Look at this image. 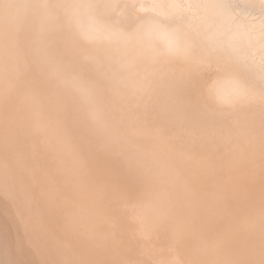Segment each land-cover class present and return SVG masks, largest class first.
<instances>
[{
    "label": "bare ground",
    "instance_id": "bare-ground-1",
    "mask_svg": "<svg viewBox=\"0 0 264 264\" xmlns=\"http://www.w3.org/2000/svg\"><path fill=\"white\" fill-rule=\"evenodd\" d=\"M86 2L0 0V264H264V0H112L78 68Z\"/></svg>",
    "mask_w": 264,
    "mask_h": 264
},
{
    "label": "snow or ice",
    "instance_id": "snow-or-ice-1",
    "mask_svg": "<svg viewBox=\"0 0 264 264\" xmlns=\"http://www.w3.org/2000/svg\"><path fill=\"white\" fill-rule=\"evenodd\" d=\"M77 8L85 9H110L113 13L112 19L107 27L100 26L94 30L90 31H80L78 33L77 44L80 45L76 50V67H87L94 66L97 68L103 67L106 59L108 58L107 53L102 50L100 43L103 39H106L108 36H117L120 35L119 26L124 23L121 18V9L124 7L135 8L134 4H124L120 5L118 2H112V0H100L98 3L86 2L82 4L75 5ZM163 8L164 5L150 4L147 8L144 5H140L139 11L155 12L157 8ZM264 7V5H262ZM163 12L156 13V15H149L142 17L139 21V25L147 27L149 30L160 28L164 24V21L160 19L163 16ZM169 39L165 46V54H177L183 53L185 51V45L180 37V35L173 31L168 33ZM83 44L91 45L95 50L92 52L85 51ZM222 71L219 73L223 79L228 80L230 83L235 84L237 89H239V80L234 75L230 67L221 65ZM260 86L262 92H264V63H262L260 68ZM209 95H214L217 100H222L223 102H228L225 97L221 95L219 90L214 91L212 87L208 89ZM262 103H264V96L261 97ZM71 104V101H68ZM87 119L95 121L97 127L102 130H107L105 122L101 117L99 109H96L88 114ZM231 264V262H228Z\"/></svg>",
    "mask_w": 264,
    "mask_h": 264
}]
</instances>
